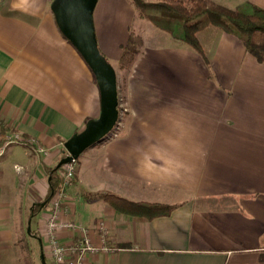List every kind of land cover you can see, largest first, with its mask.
Segmentation results:
<instances>
[{
    "label": "crops",
    "instance_id": "crops-1",
    "mask_svg": "<svg viewBox=\"0 0 264 264\" xmlns=\"http://www.w3.org/2000/svg\"><path fill=\"white\" fill-rule=\"evenodd\" d=\"M52 1L0 0V127L46 149L14 143L0 157V264H23L31 229L56 261L48 220L58 194L59 218L86 228L96 247L84 256L68 249L65 264H264V61L222 28L199 31L205 56L155 28L122 88L117 75L125 110L117 129L84 150L72 183L60 181L49 197V168L68 154L65 141L101 112L95 75L58 27ZM214 1L264 8V0ZM137 14L131 0L97 1L106 57L119 60ZM111 194L173 208L137 217ZM43 200L42 216H30ZM57 233L69 248L81 236Z\"/></svg>",
    "mask_w": 264,
    "mask_h": 264
},
{
    "label": "trees",
    "instance_id": "trees-1",
    "mask_svg": "<svg viewBox=\"0 0 264 264\" xmlns=\"http://www.w3.org/2000/svg\"><path fill=\"white\" fill-rule=\"evenodd\" d=\"M131 1L140 16L155 22L160 29L184 41L203 56H205L206 53L199 40L198 33L204 28L214 26L222 28L239 37L244 42L249 52L253 53L259 61H264L263 7L249 2L236 8H230L214 0ZM179 27H181V30ZM143 46V37L140 34L131 32L127 42L123 45V50L118 60V70L123 73L124 79L127 72L140 55ZM121 100L122 98L119 96V121H121L124 115L123 113L125 112L121 106ZM66 155L67 154H64L62 158ZM78 160L79 157L76 159V167ZM57 164L49 168L51 176L49 180V197L58 189L60 181H63L60 175L63 164L60 166H57ZM110 196H114V198L118 199L116 206L121 210L130 215L146 219L165 215L173 208V205H168L160 201H129L115 194H111ZM46 203L47 200L35 202L32 206L33 211H31L30 216L37 210L42 209ZM30 231L31 234L34 232L33 229ZM125 244L126 243H123L121 246Z\"/></svg>",
    "mask_w": 264,
    "mask_h": 264
},
{
    "label": "water",
    "instance_id": "water-1",
    "mask_svg": "<svg viewBox=\"0 0 264 264\" xmlns=\"http://www.w3.org/2000/svg\"><path fill=\"white\" fill-rule=\"evenodd\" d=\"M98 0H53L51 9L61 32L77 48L92 69L101 93V112L65 141L68 154L57 166L76 160L88 147L113 134L119 121V92L116 68L99 48L94 9ZM30 225L28 229H30ZM41 258L46 264L45 256Z\"/></svg>",
    "mask_w": 264,
    "mask_h": 264
},
{
    "label": "built area",
    "instance_id": "built-area-1",
    "mask_svg": "<svg viewBox=\"0 0 264 264\" xmlns=\"http://www.w3.org/2000/svg\"><path fill=\"white\" fill-rule=\"evenodd\" d=\"M0 141V157L5 153L7 147L14 143L37 145L38 151H46L43 146L38 144L39 142L36 138L25 136L17 130L10 132L3 131L0 127ZM75 169L76 160H72L63 164V167L60 170V175L62 176L63 182L65 184L72 183ZM53 202L55 204L56 209L53 213H51V216L48 220V244L51 248L52 256L55 258L56 262L58 264H65L67 261V252L71 249L74 252L80 254L81 256H84L86 252L95 251L96 247L92 244L90 238L87 236L86 228L82 227L81 225H78L74 221H64L59 218L58 214L59 210L61 209V199L59 194L56 198H54ZM65 228L77 229L79 230L81 235L79 240L75 242L73 246H71V248H69V246L63 241H61L58 237L57 231Z\"/></svg>",
    "mask_w": 264,
    "mask_h": 264
},
{
    "label": "rangeland",
    "instance_id": "rangeland-1",
    "mask_svg": "<svg viewBox=\"0 0 264 264\" xmlns=\"http://www.w3.org/2000/svg\"><path fill=\"white\" fill-rule=\"evenodd\" d=\"M144 1L150 2V1H154V0H144ZM93 17H94V14H93ZM142 18H144V17H142ZM98 23H100V21ZM181 27H179L180 30H181ZM155 28H159V26H157L155 22H153L149 19H146V18H144V20H143V19H141L139 14H137L135 16V18H134V20H132L130 26L127 27L129 34L131 32H134L136 34H140L143 37V39H145L146 41L156 40V34L154 32L156 30ZM169 34H170L169 36H171V33H169ZM173 37L174 36H172L171 38H173ZM107 59L116 68L117 75L119 76V74H120L119 83L121 84V88H122V86L124 85L125 82L123 81V73L119 72V70H118V60H116L110 56ZM121 92H122V94H121L120 98H122V100H121V103H122V101H123V90ZM118 124H119V121L117 122L115 130L117 129ZM166 204L173 205L172 202H166ZM40 212H41V210L39 211V213H37L38 216H39ZM37 215H34L33 220H32V227L33 228L36 226V221L38 220ZM40 216H42V212H41ZM25 234L26 235H24V237L22 238V241L20 242L21 246H22V250L25 252L24 258L22 259V263L23 264H45L41 258V244H40L39 239L35 235H32L31 233L29 234L28 231ZM55 262L56 261H54V259H52V258L46 259V264H56Z\"/></svg>",
    "mask_w": 264,
    "mask_h": 264
}]
</instances>
